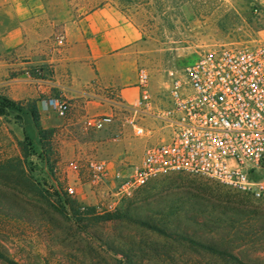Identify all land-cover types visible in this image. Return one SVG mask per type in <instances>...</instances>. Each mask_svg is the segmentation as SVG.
Wrapping results in <instances>:
<instances>
[{"label":"rangeland","instance_id":"rangeland-1","mask_svg":"<svg viewBox=\"0 0 264 264\" xmlns=\"http://www.w3.org/2000/svg\"><path fill=\"white\" fill-rule=\"evenodd\" d=\"M98 2L46 0L66 20L78 19ZM126 12L142 37L136 69L149 73L158 105L166 104L174 77L201 53L264 42V0H145ZM17 64L0 71V101L13 102L0 109V250L19 264H264V202L202 175L157 176L124 198L111 213L113 219H105L109 213L93 207L101 196L88 183V162H137L147 144L163 137L159 124L147 118L151 132L137 137L122 129L121 116L112 122L117 124L114 134L86 128L83 117L76 131L65 134L58 124L69 116L53 112L52 119L62 118L60 123L46 127L40 119L43 128L52 130L44 146L33 123L34 101L15 97L17 83L9 82L23 74L19 84L28 85L30 68ZM95 142H104L103 147ZM68 186L75 188L74 196L67 194ZM235 209L244 215H234ZM220 212L235 218L230 235L241 237L230 236L223 244L238 262L193 247L186 239L222 243L204 226L206 214ZM141 222L157 225L174 239Z\"/></svg>","mask_w":264,"mask_h":264},{"label":"built area","instance_id":"built-area-1","mask_svg":"<svg viewBox=\"0 0 264 264\" xmlns=\"http://www.w3.org/2000/svg\"><path fill=\"white\" fill-rule=\"evenodd\" d=\"M59 49L65 37L57 40ZM38 80L41 68L33 69ZM150 76L138 68V96L116 101L122 129L134 136L150 133L146 119L159 124L163 137L147 144L137 162L111 171L108 163L88 162V183L101 200L99 213H113L119 203L153 178L168 172L202 175L264 202V42L254 46L223 47L201 53L180 76L174 77L158 105L149 86ZM88 98L94 97L87 95ZM44 107L67 117L71 102L48 95ZM114 115L84 116L88 129L101 130ZM74 196L75 188L68 186Z\"/></svg>","mask_w":264,"mask_h":264},{"label":"crops","instance_id":"crops-1","mask_svg":"<svg viewBox=\"0 0 264 264\" xmlns=\"http://www.w3.org/2000/svg\"><path fill=\"white\" fill-rule=\"evenodd\" d=\"M60 35L65 37L63 49L57 43ZM141 39L140 30L118 0H100L78 19L69 20L56 14L46 0H0V71L19 62L28 65L31 73L26 87L19 84L23 74L9 82L17 83L12 87L15 97L34 101L46 127L62 118L52 119L53 111L44 107L43 99L48 95L68 99L71 112L58 124L65 134L76 131L75 124L86 115L119 116L116 100L131 103L138 96L135 65ZM37 66L45 74L42 80L34 77ZM102 130L114 134L117 124ZM103 143L95 142V146L100 149ZM121 165L125 166L124 160L108 164L111 171Z\"/></svg>","mask_w":264,"mask_h":264},{"label":"trees","instance_id":"trees-1","mask_svg":"<svg viewBox=\"0 0 264 264\" xmlns=\"http://www.w3.org/2000/svg\"><path fill=\"white\" fill-rule=\"evenodd\" d=\"M118 2L120 3V6L122 7L124 11H128L131 7H134V6L136 7V6L141 5L142 3H145V0H118ZM7 105L8 106L13 105V102L7 99H2L0 101V109L3 106H7ZM32 114H33L34 127L37 131L40 142L44 146L49 145V139L52 134V130L45 129L42 127L40 123L37 106L35 103H33L32 105ZM58 195L64 201V204L71 209L72 207H71V202L69 201V199L64 194L59 193ZM226 214H227L226 212H220V215L209 213L204 216V221H205L204 226L210 228V230L214 232L216 237L224 239L222 243L205 244V243L195 240V238L191 236H188L186 239L193 247L201 248L203 250L208 251L209 253L213 255H218L220 257H230L238 262L239 259L236 257L230 256V254H228L229 252L227 251L228 247L225 244H223L225 239L229 238L230 236L234 237L235 239L241 237V235L239 236L238 233L237 235L235 234V236L230 235L233 229V225L235 223L234 221L235 218L232 215L226 216ZM224 215L226 216L225 218H224ZM234 215L239 216V215H244V213L243 211L239 209H235ZM114 217L115 215L111 213L104 216V218L107 220H111ZM141 224L147 227L148 229L152 230L153 232L164 236L167 239H171V240L174 239L173 234L169 232L168 233L165 232V230L161 229L157 225L149 224L148 222H141ZM0 261L4 262L5 264H19L17 261L12 259L6 252L2 250H0ZM243 264H246V263H243Z\"/></svg>","mask_w":264,"mask_h":264}]
</instances>
